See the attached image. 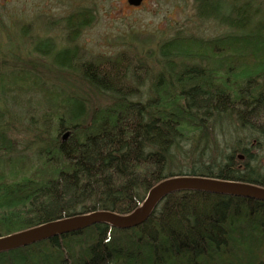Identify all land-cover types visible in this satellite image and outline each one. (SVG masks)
I'll list each match as a JSON object with an SVG mask.
<instances>
[{
    "label": "trees",
    "instance_id": "trees-1",
    "mask_svg": "<svg viewBox=\"0 0 264 264\" xmlns=\"http://www.w3.org/2000/svg\"><path fill=\"white\" fill-rule=\"evenodd\" d=\"M193 1L200 20H214L229 31L213 40L196 36L173 40L157 53L149 52L164 70L146 104L133 100V88L126 83L142 80L137 68L129 77L132 61L126 55L99 57L94 65L84 67L83 86L86 80L97 85L106 102L87 120L81 118V108L66 105L68 99L60 102L57 92L34 70L28 72L36 75L37 90L25 84L22 90L16 79H23L26 71L0 68V100L10 99L25 109L23 103L30 101L27 90L40 93V111L49 124L44 133L31 131L36 140L18 152L8 134L12 125L4 123L0 111V237L96 211L132 213L158 183L184 175L181 158L187 156L180 142L206 133L208 117L214 113H229L246 129L257 125L264 131V0H233L232 6L226 0ZM94 20V12L88 10L67 19L71 42ZM4 49L0 46V55L10 51ZM73 54L66 63L56 64L71 68ZM205 62L213 68L204 69ZM61 76L68 75L62 71ZM5 79L13 81L4 84ZM112 80L119 87L107 83ZM66 133L68 138L62 140ZM226 161L185 175L264 187V166H252L248 160L235 165L233 158ZM70 260L74 264H264V202L184 191L166 197L137 228L117 230L98 224L0 254V264H68Z\"/></svg>",
    "mask_w": 264,
    "mask_h": 264
},
{
    "label": "rangeland",
    "instance_id": "rangeland-1",
    "mask_svg": "<svg viewBox=\"0 0 264 264\" xmlns=\"http://www.w3.org/2000/svg\"><path fill=\"white\" fill-rule=\"evenodd\" d=\"M226 1L232 6L233 0ZM85 10L93 11L95 20L91 26L80 31L75 42H71L72 35L65 27L66 21ZM228 31L227 27L214 20H200L193 0H144L139 7L129 5L128 0H0V46L5 48V52L10 49L6 54L0 55V68L34 70L40 80L51 87L53 80L58 74L61 75L62 70L71 73L68 67L60 64V68L56 67L57 70L52 69L51 63H66L72 51L66 50L65 47H75L74 44L80 46L86 59L126 55L132 62L143 61L151 67H156L158 65L154 61L155 57L149 58V52L157 53L156 50L160 46L177 34L208 40L221 37ZM43 39L53 40L56 44L45 42ZM34 40L38 41L33 43ZM3 61H6L7 65ZM59 79V85L66 86L69 91L73 89L78 92L79 88H84L70 79H63L61 76ZM149 81L148 79L147 83ZM27 91V101H40V93L31 92L29 89ZM2 99L0 110H9L14 119L11 123L7 120L12 125L9 137L17 144L16 151L27 150V146L34 143L32 141L35 138L31 132L34 127L29 124L25 109ZM26 104L23 103L25 106ZM234 117L236 119V116ZM252 123L255 124L254 121ZM240 128L238 119L234 120L233 117L229 121L222 119L215 126L219 136L227 138L226 145L229 146L227 149L222 146L223 152L213 147L215 152H219L220 164L227 154L234 155L235 165L246 163L247 158L242 157L245 152L238 150L233 153L234 149L231 148L234 145L230 146L233 141L228 137L232 136L245 143L251 133ZM220 142L224 143L223 140ZM252 147L254 148L250 149L253 154L264 155V147L258 148L257 144ZM31 152L30 149L28 153ZM185 158H188L187 162L190 158L200 159L197 153ZM190 164L182 166L184 174L192 170Z\"/></svg>",
    "mask_w": 264,
    "mask_h": 264
},
{
    "label": "bare ground",
    "instance_id": "bare-ground-1",
    "mask_svg": "<svg viewBox=\"0 0 264 264\" xmlns=\"http://www.w3.org/2000/svg\"><path fill=\"white\" fill-rule=\"evenodd\" d=\"M189 37H191V36H183L182 34H177L172 39L168 40L165 44L173 43L176 40L188 39ZM214 39H216V38H214ZM65 49L66 50L67 49L71 50V49H73V47L72 46L71 47H67V48L65 47ZM73 51H75V54H73V55H75V57L72 58L73 62H72L71 68L68 67L69 70H71V73H68L66 70H62V71L64 73H66L68 76L71 77V81L72 82L77 83L78 85H80L79 87H84V88H79V90H77L78 92H75L73 89L69 91L66 86H64L62 84L59 85L58 81H60L59 76H61V75L58 74V77H56V73H54V76L56 78L53 80V82L51 84V88H53L54 91L57 92V96H58V99H59L60 102H64V100L68 99L69 103H67L66 105H71L73 108H76L75 110H77L78 108H81L82 111H83L81 118L83 120H87V118L91 117L92 113H94L95 111L104 109L105 105H106V102H105L104 98H102L99 95V91L97 90V88H98L97 85H95L94 83L90 82L89 80H86L88 82V84L86 86H83V83H85V81L81 78V76L84 75V73H83L84 67L87 66V65H90V64L94 65L95 61L99 57H97V58L96 57L95 58L91 57L89 59H86L85 56L83 55V51L81 50V48H79V49L75 48V49L72 50V52ZM156 51L158 52V49ZM51 64H52V67H51L52 69L55 68V70H57L56 67L60 68L59 64H55V63L54 64L51 63ZM129 64H130L129 65V72H128L129 77H131V78L133 77V70H135L136 68L138 70H141L140 77H141L142 80L136 82L133 79H128V81H126L127 85L129 87L133 88L131 90L136 95V96L135 95L133 96V100L138 101L140 104H146V102H148L150 99H153V92H152V88L151 87L155 86L157 83H159V80H161V74L163 73L162 70H164V68L162 66L151 67V66H149L148 64H146L144 62L136 63L134 61V62H129ZM203 66H204L203 67L204 69H211V68H213L214 65L210 64L209 62H205V64H203ZM27 74H30V76H27ZM32 75L33 74H31V72L26 71V73L22 72V74H21V76H23V79L17 77L16 81L19 84V86H23L22 90L25 89L24 84L25 85H29L31 88H35V90H37V84H36V81H35L36 75L34 74L33 78H31ZM68 76L63 78V79H67ZM148 79L150 80L149 83H147ZM11 81H13V79H5V80H3L4 84H8ZM110 82H112L111 85L119 87V85L117 84V82L115 80L107 81V83H110ZM258 83H260V81H258ZM117 96H119V95H117ZM51 97H53V95H51ZM6 101H11V100L6 98ZM39 102H37V101H33V102L30 101V103L26 102L27 104H26V106L24 108H25L26 114L28 115L29 120H30L29 124L32 126V128L34 127L33 131L35 133L37 131L39 133L40 132L44 133V131L49 127L48 126L49 124L46 121L47 119H45V114H42L43 112L40 111V110H42L43 105H41ZM39 104L42 107H39ZM34 107H36V108H34ZM2 112L4 113V117H5V120H6L4 123H6L7 120L10 123L12 122V120L14 121L12 113L9 110H7V112H5V111H2ZM231 114H233V113H231ZM213 115L208 117L206 133L202 134L200 132V133H198V135L192 134V135H190L187 138L188 140H185V141L183 140V141L180 142V145H181V147L184 150L185 156L189 157L190 154L193 155V154L197 153V157H200V159H202V160H200V159L199 160H197V159L194 160V159L190 158L189 161L187 162L186 158H181V159H185V160H183V164H188V163L190 164L191 163L190 165H192V170L195 169L198 172H201L203 170L202 166L210 165V166H214L215 167V165H217L219 163L218 162V161H220L219 160L220 159L219 152L218 151L215 152L213 150V147L216 150H220V151H222L221 149H223V148H221L222 146H224L225 149L229 148V146L226 145V139L227 138H223V137L219 136L220 134L217 133V131L215 129V126L222 119L223 120H227V121L231 120L233 115H229V113H221V114L220 113H214ZM246 123L250 124V121H247ZM239 127H241L240 130H243V131L245 130L246 131V128L243 125L239 124ZM251 127H252L253 130L250 131L251 136L249 135V137H248L247 145H244L245 143L243 141H239V139L237 140V139H235L232 136H228L229 139H231L233 141V143L230 146L234 145V146H232L231 150L234 149L233 153H235L238 150H241V151L244 150V152L246 153L245 156L247 157L248 162L252 166L253 165H257L258 163L262 165L264 163V155L259 154V153L253 154L252 153V149L254 147H252V146L257 144L258 148L262 147L261 144H259L258 142H259V138H261V139L264 138V131L262 130L261 127H259L257 125L256 126H251ZM68 136H69V133H66V134L62 135L61 138H62V140H66L68 138ZM220 140H223L224 143H221ZM248 147H249V149L245 150V148H248ZM250 148H252V149H250ZM233 156H234L233 154H231V155L227 154L226 158L223 160V163H221V164H224L226 162V160H228L230 158H233ZM180 157L181 156H179V155L177 156V158H178V159L176 158V162L177 163H178V160H181ZM221 159H222V156H221ZM192 170H190V171H192ZM180 176L185 177V176H190V175H185L184 174V175H180ZM175 177H177V176H170V177L165 178L163 181L168 180V179H172V178H175ZM192 177H201V176H192ZM202 178H208V177H202ZM212 179H216V178H212ZM218 180L219 181H223V182L246 183V182L224 180V179H218ZM163 181H161V182H163ZM160 183H158V184H160ZM247 184H252V183H247ZM253 185H255V184H253ZM182 192H184V191H177V192L171 193L169 195H172V194H175V193H182ZM198 192H200V191H198ZM210 194H212V193H210ZM169 195H167L166 197H168ZM218 195H220V194H218ZM222 196H231V195H222ZM241 198H243V197H241ZM144 200H145V198H144ZM144 200L142 201V203L144 202ZM256 201H260V200H256ZM261 202H264V201H261ZM142 203L140 204V206L142 205ZM160 203L156 206L155 210L158 208ZM107 212H111V211H107ZM112 213H115V212H112ZM115 214H117V213H115ZM80 215H83V214H80ZM117 215H121V214H117ZM66 218H69V217H65V218L49 221L47 223H44L43 225L54 223V222H57V221H60V220H64ZM101 224H104V223H101ZM96 225H98V224H96ZM107 225H109V224H107ZM40 226H42V225H40ZM40 226H36V227L30 228V229H27V230H24V231H21V232L29 231V230H32L34 228L40 227ZM109 226L112 229H117V230H131V229H133V228H131V229H120V228L113 227L111 225H109ZM86 229L87 228L82 229V230H77L75 232H80V231L82 232V231H84ZM21 232L10 234L8 236H13V235L21 233ZM75 232H71V233H75ZM67 234H70V233H67ZM67 234L57 235V236L45 239L43 241H47L49 239H52V238H55V237H59V236H64V235H67ZM8 236H5V237H8ZM0 238H3V237H0ZM40 242H42V241H40ZM37 243H39V242H36V243H33V244H29V245H26V246H23V247H20V248H17V249H12V250L4 249V250L0 251V254L8 253L10 251H15V250L22 249V248H26V247L32 246L34 244H37ZM68 264H74V263L70 260V262L68 261Z\"/></svg>",
    "mask_w": 264,
    "mask_h": 264
},
{
    "label": "water",
    "instance_id": "water-1",
    "mask_svg": "<svg viewBox=\"0 0 264 264\" xmlns=\"http://www.w3.org/2000/svg\"><path fill=\"white\" fill-rule=\"evenodd\" d=\"M143 1L128 0V3L131 6L139 7ZM177 191H200L264 201V187L261 186L247 183L223 182L212 178L177 176L154 186L148 192L142 205L128 215H117L107 211L75 215L13 236L0 238V251L4 249H17L57 235L75 232L101 223L120 229L136 228L150 218L156 206L167 195Z\"/></svg>",
    "mask_w": 264,
    "mask_h": 264
},
{
    "label": "flooded vegetation",
    "instance_id": "flooded-vegetation-1",
    "mask_svg": "<svg viewBox=\"0 0 264 264\" xmlns=\"http://www.w3.org/2000/svg\"><path fill=\"white\" fill-rule=\"evenodd\" d=\"M233 118H234V120H236L234 116H233ZM247 130H248V131H252L253 129H252V128H249V129H247ZM247 142H248V141H246L244 145H247ZM258 143L261 144L262 147H264V145H263L264 140H262V139L259 138V142H258ZM242 149H243V148H242ZM248 149H249V147H248V148H245V150H248ZM242 151H244V150H242ZM242 157L246 158L245 155H243Z\"/></svg>",
    "mask_w": 264,
    "mask_h": 264
}]
</instances>
